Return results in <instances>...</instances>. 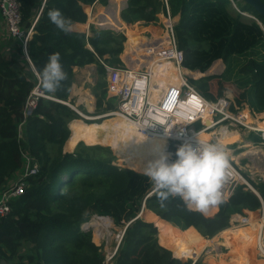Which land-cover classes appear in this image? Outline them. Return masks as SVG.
<instances>
[{
	"label": "trees",
	"instance_id": "1",
	"mask_svg": "<svg viewBox=\"0 0 264 264\" xmlns=\"http://www.w3.org/2000/svg\"><path fill=\"white\" fill-rule=\"evenodd\" d=\"M16 1L20 28L25 33L30 30L31 35L25 52L22 41L0 33V194L23 171L22 153L37 163L38 172L25 178L23 193L9 202V213L0 216V264H103L91 231L80 228L93 215L109 216L116 226H126L112 264H201L199 260L185 261L194 260L196 251L216 236L229 249L219 255V261L207 257L208 264H264L256 234L246 226L229 229L233 213L252 215L264 207V183L255 185L256 193L237 187L228 200L218 204L212 216L190 210L178 196H170L161 205L152 181L140 170L150 160L140 161L129 152L137 147L134 127L117 121L121 132L114 138L109 136L108 125L100 122V129L91 132L92 122L81 121L73 109L62 103L73 105L69 98L74 68L95 65L96 79L90 88L95 114L114 110V100L106 99V70L102 63L122 66L119 56L124 43L125 50L128 47L125 34L93 25L87 33L65 32L48 15L50 10L59 9L72 24H84L90 4L97 0ZM232 1L237 9L232 8L230 0L166 3L171 17L177 18L174 32L178 49L184 55L183 67L205 73L221 60L226 67L216 77L219 80L225 75L227 64L234 67L239 89L245 90L243 100L255 112H261L264 33L254 19L264 25V17L243 1ZM120 8V3H113L100 10L97 22L107 26V20L115 24L122 21L129 28L137 22L153 23L160 10L165 11V3L127 0L125 7ZM53 52L60 53L67 77L53 93H46L39 81L40 89L56 101L40 98L18 138L24 102L38 82L35 72L45 66ZM162 72L156 75L158 84ZM216 78L204 76L189 82L206 99L215 100L211 82ZM77 109L87 113L82 107ZM77 120L80 122L76 126ZM107 145L131 167L119 165ZM63 147L73 151L65 152ZM157 157L158 154L151 160ZM143 205L150 212H141Z\"/></svg>",
	"mask_w": 264,
	"mask_h": 264
},
{
	"label": "built area",
	"instance_id": "2",
	"mask_svg": "<svg viewBox=\"0 0 264 264\" xmlns=\"http://www.w3.org/2000/svg\"><path fill=\"white\" fill-rule=\"evenodd\" d=\"M163 1L165 3V14L159 18L160 29L163 34L151 36L148 43L137 46L132 53L125 56L122 66L114 67L102 63L106 70V99H113L115 107L112 111L98 115L97 119L109 115L122 118L142 136L164 141L163 151L173 154V158L175 150L180 144L192 140H196L201 145L214 142V140L219 142L232 133L228 130L229 128H234V132L238 135L237 131L242 130V128H244V131H252L254 134L259 135L264 145V129H254L255 126L252 127L246 122V120L250 119L249 123H252L253 118L261 119L262 116L258 112H255L245 103L237 104L234 98L228 94L215 100L206 99L189 82L190 79L198 80L204 75L198 71H190L183 67L184 55L178 49L174 32L176 20L171 17L166 0ZM125 4L122 5L121 9L125 7ZM0 15L5 22L8 34L22 41L25 50L26 41L31 32L29 30L25 33L20 28V12L17 1L0 0ZM254 20L264 33V25L260 21ZM140 46L142 47L139 48ZM124 50L125 47L123 52ZM161 63L172 65L176 74H178V85L176 84L177 82L166 85L158 84L156 81L151 83L152 67ZM35 74L38 77L36 72ZM40 98L56 101V99L45 94L40 89L38 78L37 84L30 91L24 102L22 120L18 124V138L22 137V127L26 119L32 115ZM62 103L73 109L83 120L96 119L89 117L91 115H83L69 102ZM242 106L243 108L240 110ZM207 118H210V123H208ZM262 125L264 126V124ZM237 127H239L238 130ZM202 133H208L210 139H204ZM230 144L234 143H229L228 145ZM246 144L249 146L244 147ZM250 146L251 143L245 142L242 145L239 144L238 146L232 148L229 146L227 148L229 150V159L235 172L223 185L222 201L228 200L237 187L249 189L256 193L255 185L264 183V171L259 174L258 179L255 181L252 177L246 176L242 167H240V161L243 158L242 154L246 155L245 152L247 151L243 153L235 152ZM22 156L24 159L23 171L0 194V216L2 217L10 211L9 202L23 193L25 178L38 172L37 163L26 153H22ZM186 206L192 211L203 213V211L197 210L195 207H190L187 204ZM214 206L218 208V205ZM235 216L231 217V226L234 223L241 226L249 225L250 215L236 214ZM104 219L109 220L106 227L100 226ZM257 221H264V207L259 211ZM93 224H97L105 231H109L110 228H113L114 223L109 216L93 215L80 228L82 230H90L91 234L96 235ZM124 230L125 228L123 227L120 233L116 235V247L110 253V259L116 254L117 246L122 240ZM96 236L101 237L102 234L98 233ZM259 239L264 242L263 228L259 230ZM105 242L107 244V241ZM262 256L264 257V255Z\"/></svg>",
	"mask_w": 264,
	"mask_h": 264
},
{
	"label": "rangeland",
	"instance_id": "3",
	"mask_svg": "<svg viewBox=\"0 0 264 264\" xmlns=\"http://www.w3.org/2000/svg\"><path fill=\"white\" fill-rule=\"evenodd\" d=\"M230 2L232 3V8L236 9V5L234 4V2L232 0H230ZM111 5H112L111 0H98L97 3H95L92 6H90L91 13H90V15H88L87 21H86V22H88V18H89L88 25L89 24H94L95 27L97 26L96 28L99 29L98 28L99 25L97 24L98 23L97 20L100 17L99 18L96 17L97 13L99 12L98 9H101L103 11L105 9L110 8ZM102 7H105V8H102ZM94 14H96V15H94ZM242 15H244L245 17L251 18V15H249L248 13H243L242 12ZM161 17H162V15H161ZM175 20H177V18H175ZM135 24H137V25H133L132 27L134 28V26L135 27L137 26L135 29H139V31L135 32V34L133 32H128V34H127L128 35V39H127L128 47L123 53V56H122L123 58H125L126 55L132 53L134 51V49L137 46H139L140 44L148 43V41L151 39V36H154V35H157V34L158 35L159 34L160 35L163 34L161 32V29H160L161 27H160L159 19H157V21L155 23H146V24L135 23ZM106 25L108 27L110 25L111 26L112 25H116L118 27V29H117L118 31L117 32H121L122 31L123 33H125L124 28H126V27L121 26L120 23L118 25V24L112 23L110 20H107L106 21ZM139 32L141 33V35H144L146 38H144L141 35H138ZM0 33L4 37L10 36L8 34L7 30H6L5 22H4L3 18L1 17V15H0ZM141 47L142 46H140L139 48H141ZM261 53H264V49H261ZM214 64L217 65L216 67L219 70H223V68L226 67V65L224 66V64H223V62L221 60L215 61L212 64V66H214ZM216 67L214 68V70H216ZM171 69H172V67H171V65L169 63H161V64L155 66L153 71L151 72V83L153 81H156L155 78H156L157 73L159 71H163L162 74L159 77V84H161L162 81H165L161 77H165L166 73L169 72ZM233 70H234V67L231 68L227 64V71H226L225 75L222 76L221 80L216 78V77H218V75L214 74V71H211V72L209 71V73H211V74H206L207 72L203 73V75L204 76H215L216 79L212 80V82H211L212 83L211 91L217 98H221V97L225 96L226 94H228V95H231L234 98V100L236 101L237 104H238V101H240L241 103H245L246 104L245 100H243V97L245 95V90L239 89L240 87L238 86V83L236 81L238 78L235 77V72H233ZM75 75H76L75 83H74L73 91H71V96L73 97L74 101L76 102V103H74V107H76V105L78 104V99L79 98H80L79 101L81 103H86L87 107L86 106L84 107L82 104L80 106L84 107V109L87 112L86 113L87 115L83 114L82 112L81 113L83 115H85V116L91 115L89 117L96 118L95 120H88V121L94 123V124H92L89 127V130L91 132L97 131V130L100 129V127H99L100 122L104 118L111 117V116L109 115L107 117L97 119L98 115L94 114V110H95L94 108L95 107H94L93 103L95 102V99L91 95L90 88L92 87V85L94 84L95 79H96L95 69H94V67H92V69H90V70L88 68L85 69V70L84 69L83 70H78ZM196 76H197V74H196ZM204 76H202V77H204ZM151 88H153V87H151ZM90 98H92V99H90ZM83 100H85V101H83ZM90 101L92 102L91 103V107H90L89 104H87ZM247 105L249 106V104H247ZM242 108H243V106L240 108V110ZM258 113H259V115L262 116L261 119L253 118L252 119V123H249L250 119L246 120L248 125L253 127V126H257L259 124H261V125L264 124V111H261V112H258ZM80 120H77L74 123V125L77 126L79 124ZM81 121H84V120L82 119ZM117 121H122V122L126 123L121 118H116V117L114 119L110 118V119L105 120V121L102 122L104 125H108V131L111 134V135H109L110 137L116 138V137H118L117 136L118 132H121L120 131L121 127L117 123ZM97 123H99V124H97ZM89 124H91V123H89ZM238 129H239V127H237V130ZM228 130L230 132H232L228 136L234 135V136H237V139L235 141L231 142V143H234L232 145L231 144L228 145L229 143L225 144L226 148H228L229 146L232 148V147L238 146L239 144L242 145L245 142L246 143H251L250 147L243 148L241 150H237L235 153H243L245 151H251L250 155L249 154H246V155L242 154L243 158L240 161V167H242V170H243V172H244V174L246 176L252 177L256 181L258 179L259 174L262 171H264V145H263V142L261 141V138L259 137V135L254 134L252 131H248V130L244 131V128H242V130H238L237 131L239 133V135L234 132V130H235L234 128H229ZM136 134H137V137H136L137 146H138V148H141L143 146V144H144V139H143L142 135L140 133H138L137 131H136ZM223 140H226V139H221L219 142L218 141L217 142L222 144ZM214 142H216V141L214 140ZM107 147H109L110 150L112 151V153L114 155H116L114 153L112 147H110L109 145H107ZM160 148H163V147H160ZM64 151H65V148H64ZM129 152L136 157L135 152H134V148L129 149ZM116 157L118 158L117 162H118L119 165H121V166H123L125 168L127 167V165H129L131 167V165L129 163H127L123 158L119 157L118 155H116ZM152 157H153V155L151 156L150 159H147V160H151ZM138 160H140V159H138ZM147 160H140V161H147ZM19 175L17 177H19ZM260 210L254 211L252 215L249 214L250 217L252 218V220H254V219L257 220ZM236 214H238V213H233L232 217H236L235 216ZM242 214H247V212H242ZM205 215L206 216H210V215H207V214H205ZM257 222L259 223L257 225L256 224L253 225V226H247L246 225V227L249 229V231L252 234H254V235L255 234L259 235V230L261 228L260 221H257ZM239 225L240 224L234 223L233 226H239ZM230 227H232L231 224H230ZM175 228H177V227H175ZM121 229H122L121 227L116 226L115 224H113V228L109 229V231H108L109 233L108 234L105 233V229L101 230V234H102L103 238H102V236L99 237V236H96V235L92 234L93 235L92 236V242L94 243V245H96L98 247L99 253H101V255L103 256V264H112L116 254L118 252V249H119V246H120L121 242L117 246L116 254L111 259H110L109 255H110V253H112V251L116 247V241H115L116 240V235L120 233ZM177 229H179V228H177ZM105 241H107V244H106ZM221 243H222V240H220V239L217 240L216 237L212 238L211 240H208L205 243V244H207V247L200 252L199 256L195 260L187 259L185 261V263L187 261H190V262L193 263V261L196 262L197 260H199V261H201V264H208V262L206 261V258L209 257V256H213V257H215V259L217 258V260L219 261V258H221L222 254L227 253L228 249H229L228 246L226 244H224L225 242H223L222 244ZM220 254H221V256L219 257ZM196 255H197V253H195V255H193V258ZM107 257H108V259H106ZM172 257L177 259L174 256L173 253H172Z\"/></svg>",
	"mask_w": 264,
	"mask_h": 264
},
{
	"label": "clouds",
	"instance_id": "4",
	"mask_svg": "<svg viewBox=\"0 0 264 264\" xmlns=\"http://www.w3.org/2000/svg\"><path fill=\"white\" fill-rule=\"evenodd\" d=\"M48 15L62 31L71 30V19L59 9L50 10ZM37 75L46 93L55 92L67 77L61 66L60 53L49 54L47 63ZM228 151L226 146L218 142L201 145L192 140L180 144L174 158L173 154L161 153L140 170L152 181L161 205L170 196H178L188 206L205 211L209 206L222 202L223 185L235 172Z\"/></svg>",
	"mask_w": 264,
	"mask_h": 264
},
{
	"label": "bare ground",
	"instance_id": "5",
	"mask_svg": "<svg viewBox=\"0 0 264 264\" xmlns=\"http://www.w3.org/2000/svg\"><path fill=\"white\" fill-rule=\"evenodd\" d=\"M88 12L89 13H91V10H90V8L88 9ZM88 15H90V14H88ZM245 15V14H244ZM155 67V66H154ZM154 67H152V71H153V69H154ZM171 67H172V65H171ZM173 75H178V74H176V72H175V69L172 67V69L169 71V72H167L166 73V76L165 77H169V76H171L172 78H174V76ZM176 79V78H175ZM177 80V79H176ZM151 81V80H150ZM165 81H162V83L161 84H166V83H164ZM86 99V98H85ZM83 101H85V100H83ZM88 104H90V103H88ZM116 116H111V117H107V118H115ZM116 118H120V117H116ZM105 119V118H104ZM122 119V118H121ZM123 120V119H122ZM124 121V120H123ZM207 121H208V123H210V118H207ZM126 122V121H125ZM127 123V122H126ZM129 124V123H128ZM130 125V124H129ZM132 126V125H131ZM133 127V126H132ZM254 129H264V126L263 125H261V124H259V125H257V126H255L254 127ZM138 132V131H137ZM139 133V132H138ZM143 137V139H144V136H142ZM202 137L204 138V139H210V135L208 134V133H202ZM224 139H226V140H223L222 141V144L223 145H225V144H227V143H231V142H233V141H235L236 140V138H235V136L234 135H232V136H228V137H225ZM165 142L164 141H162V140H159V139H153V138H146L145 137V139H144V144H143V146L141 147V148H138V146L136 147V148H134V152H135V155H136V157L138 158V159H140V160H147V159H150L151 158V156L153 155V156H155L156 154H158V156L161 154V153H163L164 151H163V148H160V147H163V144H164ZM247 146H249L248 144H246ZM247 146H244V147H247ZM165 153V152H164ZM246 154H251V151H247V152H245ZM151 194V193H150ZM214 207V206H213ZM209 208H212V207H208L207 209H209ZM216 210V208L213 210V211H215ZM213 211H211V212H209V213H213ZM257 222V220H255V221H250V223H249V225H247V226H253V225H255V223ZM108 223H109V220H107V219H104L101 223H100V226H102V227H106L107 225H108ZM261 223V228H263L264 229V221L263 222H260ZM94 225V231H95V234L97 235L98 233H100L101 234V230H102V228L101 227H99L97 224H93ZM240 226V225H239ZM243 227V226H242ZM256 229V228H255ZM105 233L106 234H108L109 232L108 231H105ZM217 237L218 236H216V239H217ZM256 239H257V241H256V245H257V248H258V250H259V253H260V255H264V242L263 241H261L260 239H259V235L257 234L256 235ZM207 247V244H205V245H203L200 249H198L197 250V255L195 256V258H194V260L199 256V254H200V252L203 250V249H205ZM193 253H195V252H193Z\"/></svg>",
	"mask_w": 264,
	"mask_h": 264
},
{
	"label": "crops",
	"instance_id": "6",
	"mask_svg": "<svg viewBox=\"0 0 264 264\" xmlns=\"http://www.w3.org/2000/svg\"><path fill=\"white\" fill-rule=\"evenodd\" d=\"M98 1V0H97ZM97 1L96 2H94L93 3V5L95 4V3H97ZM127 0H111V2H112V4L113 3H120V5H121V8H122V5H124L125 4V2H126ZM90 6H92V4H90ZM102 8H105V7H102ZM120 8V9H121ZM99 11L101 10V9H98ZM120 12V11H119ZM88 14H90L88 11H87V17H88ZM165 14V11H163V9H161L160 10V13L157 15V19H159L160 17H161V15L163 16ZM118 18H119V13H118ZM120 19V18H119ZM88 23H89V18H88V22H86V23H84V24H79V23H75V24H72V28H71V31H77V32H84V33H87L88 32V30H89V26L90 25H94V24H89L88 25ZM93 23V22H92ZM97 23V22H96ZM137 23H140V22H137ZM153 23H155V22H153ZM98 25H99V28L100 29H105V28H112V29H115V31L117 32L118 30V27L116 26V25H114V26H102V25H100L99 23H97ZM121 26H124L125 25V27L126 28H124V30H125V36H126V41H127V39H128V32H138L139 31V29H135L136 27L134 26V28L132 27V28H130L129 29V27H128V24H126V23H124V22H122L121 21ZM119 25V24H118ZM31 35V34H30ZM138 35H141V33L139 32V34ZM141 36H143L144 38H146L144 35H141ZM124 46H125V43H124ZM123 53L124 52H122L121 53V55L119 56V58H120V61H121V63L123 64V62H124V58L122 57L123 56ZM92 67H94V69H95V73H96V67H95V65H87V66H84V67H82V68H74V83H75V77H76V72L78 71V70H85V69H92ZM212 67L213 66H211L210 67V69L208 70V71H206L205 73L206 74H211V73H209V71L211 72V70H212ZM223 70H224V68H223ZM223 70H219L217 67H216V70L214 71V74H217L218 76L219 75H221L222 73H223ZM200 73V72H199ZM203 74V73H202ZM213 74V73H212ZM174 76V78H172L171 76H169V77H161V78H163L164 80H165V82L164 83H166V84H168V83H171V84H175L176 82H177V76L178 75H173ZM176 78V79H175ZM166 84H164V85H166ZM177 85H178V82L176 83ZM93 86V85H92ZM73 87H74V84H73V86H72V90L71 91H73ZM74 94V93H73ZM69 99H71L72 101H73V105H74V103H76L75 101H74V99H73V97L71 96V93H70V98ZM80 99V98H79ZM79 99H78V104L76 105V108H79V107H81L80 105L82 104L84 107L86 106V103H81L80 101H79ZM90 99H92V98H90ZM88 103H90L89 105H90V107H91V101L90 102H88ZM87 103V104H88ZM94 104V107H95V102L93 103ZM84 107H82L83 109H84ZM87 107V106H86ZM95 109V108H94ZM85 110V109H84ZM86 111V110H85ZM91 112V111H90ZM94 114H95V110H94ZM107 119H109V118H105V119H103L101 122H103V121H105V120H107ZM74 121V120H73ZM72 122V121H71ZM70 124V123H69ZM69 124H68V127H69ZM91 124H94V123H91ZM90 124V125H91ZM97 124H99V123H97ZM71 136V135H70ZM235 138L237 139V136H235ZM68 141V140H67ZM66 144V143H65ZM65 146V145H64ZM245 146H247V145H245ZM75 148V147H74ZM73 148V149H74ZM63 150H64V147H63ZM73 151V150H72ZM72 151H66L65 150V152H72ZM20 174V172H18L17 174H16V177L18 176ZM216 208V206H214V207H212V208H209V209H206L205 211H203V213H204V215L205 214H207V215H210V216H212L216 211H217V209L218 208H216V211H213L214 209ZM142 211H146V212H150V211H148V210H146V209H143ZM141 211V212H142ZM211 211H213V213H209V212H211ZM206 216V215H205ZM238 227H242V226H232V227H230L229 229H235V228H238ZM195 258V257H194ZM258 260H262V258H260V259H258Z\"/></svg>",
	"mask_w": 264,
	"mask_h": 264
},
{
	"label": "water",
	"instance_id": "7",
	"mask_svg": "<svg viewBox=\"0 0 264 264\" xmlns=\"http://www.w3.org/2000/svg\"><path fill=\"white\" fill-rule=\"evenodd\" d=\"M241 1L249 5L252 9H254L257 12V14L264 17V3L261 0H241ZM142 209H144V205L142 206ZM124 228H126V226ZM194 262L195 261H193V263ZM1 264H5V263L1 262Z\"/></svg>",
	"mask_w": 264,
	"mask_h": 264
}]
</instances>
